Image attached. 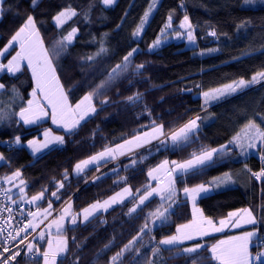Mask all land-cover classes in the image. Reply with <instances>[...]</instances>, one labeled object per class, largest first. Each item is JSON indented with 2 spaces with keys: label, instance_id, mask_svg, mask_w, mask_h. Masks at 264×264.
I'll return each mask as SVG.
<instances>
[{
  "label": "snow or ice",
  "instance_id": "1",
  "mask_svg": "<svg viewBox=\"0 0 264 264\" xmlns=\"http://www.w3.org/2000/svg\"><path fill=\"white\" fill-rule=\"evenodd\" d=\"M98 3L103 12L117 0ZM256 4L264 5V0H242V6ZM42 5L43 0H30L29 9L21 10L14 0H0V19L8 13L19 19L8 36L0 37V127L27 128L30 134V138L29 134H13L0 144L10 152L27 149L37 159L65 150L69 140H86L93 151L39 184H30L22 167H13L12 157L0 151V162L10 169L0 174V264H81L89 250V238L78 239L76 233L91 227L89 235H94L101 226L105 232L111 227L112 232L89 264H167L165 253L174 254L185 264H264V205L259 216L251 207L213 216L201 206L214 190L241 179L264 184V107L225 114L233 126L224 142L214 146L204 143V129L219 118L209 109L256 86L264 89V63L248 78L241 74L214 86L190 81L191 87L180 90L191 93L198 89L204 114L196 112L166 122L163 115L154 114L145 93L137 87L151 82L140 79L147 68L136 58L144 54L140 42L150 18L162 6L160 0H149L131 29L127 48L114 46V37L107 31L99 35L89 31L88 39L84 38L79 24L81 20L91 23L96 0H89L86 7L69 4L49 13L58 34L46 41L42 32L45 21L37 15ZM179 7V18L175 8L167 11L159 33L147 44L148 54L157 53L174 38L185 41L201 57L212 56L221 51L222 38L233 39L228 32L205 22L204 34L216 46L201 48L197 26L183 0ZM122 25L123 18L116 29L122 30ZM251 27V17L238 18L234 23L236 38L247 39ZM259 28L256 35L260 43L252 44L243 56H250L257 47L264 52V17ZM80 47L91 50L76 51ZM73 55L75 59L69 63ZM26 72L30 73V91L22 93L10 81H20ZM113 108L139 110L133 112L134 127L109 139L101 124L107 122L108 110ZM49 121L56 131L44 127ZM91 124L95 126L89 128ZM188 149L191 151L186 157L169 156ZM252 155L259 157L258 170L247 163ZM234 157L243 158L239 172L230 169L207 181L190 183L191 178L202 177L208 169ZM141 177L143 182L134 186ZM107 180L114 185L111 194L84 206L75 205V193L70 191L73 181L79 190L80 182L99 187ZM188 206L190 218L174 222L176 210ZM117 212L124 219L117 224L113 216L109 225L107 217ZM125 224L129 226L126 236L116 231ZM166 225L174 230L162 232Z\"/></svg>",
  "mask_w": 264,
  "mask_h": 264
},
{
  "label": "trees",
  "instance_id": "2",
  "mask_svg": "<svg viewBox=\"0 0 264 264\" xmlns=\"http://www.w3.org/2000/svg\"><path fill=\"white\" fill-rule=\"evenodd\" d=\"M20 5L21 10L29 9L30 0H14ZM89 0H43L42 8L37 12V15L45 21L42 32L45 35L46 41H51L57 36L58 32L53 27V22L49 17V13L58 10L59 7L65 5H72L75 7H86ZM149 0H118L116 5L111 9L101 12L98 0H96V7L91 16V23L86 24L80 21V28L84 33V38L88 39L87 33L89 31L99 35L100 32L107 31L114 37L112 41L114 46L127 48L131 44L130 32L135 23L138 22L139 17L147 7ZM184 6L192 20L193 24L197 26L196 35L198 36V44L201 48L215 47V42L211 37L204 34L206 23L209 22L214 25L217 30H223L233 37L232 40H224L222 38L220 43L221 51L212 56L201 57L195 54L192 48H186L183 43H168L161 47L155 54H148L147 44L159 33L160 27L166 18L169 9H176V18L182 16L179 4L180 0H160L162 6H158V10L154 12L150 19L149 25L146 27L143 40L140 42V48L144 50V54L136 58V62H145L147 73L145 77L140 78L149 80L150 83L139 84L138 90L145 93L146 102L149 103L158 115H163L166 122H174L180 120L182 117L187 118L192 113L200 112L201 100L197 95L198 89H194L191 93L182 92L180 89L184 87H191L192 83H201L205 86H214L219 82H224L231 77L244 75L246 78L250 77L253 70L264 63V52L260 48H256L250 56H243L242 53L246 51L252 44H259V37L256 35L259 31L260 18L264 17V5H243L242 0H183ZM128 16L125 17V13ZM251 17L253 20V27L248 30V38H236L234 30V23L238 18ZM123 18L122 30H117L116 25L121 24ZM19 19L13 13H8L3 19H0V37H6L16 27ZM132 46H135L134 44ZM88 48L80 47L76 51H87ZM198 52V49L196 50ZM239 57V59H233ZM75 59V55L69 58V63ZM30 73H25L20 81H10L15 83L21 92L24 93L30 84ZM6 99V98H5ZM264 107V89L259 86L247 93L231 98L229 101L209 109V111L216 113L218 119L216 122L204 129V134L207 139L204 140L206 144L224 142L225 137L229 134L230 125L226 116H231L233 110H247L252 111L253 108ZM139 109H130L121 111L118 108L109 109L107 113V122L102 123L103 134L112 139L114 135H119L121 132H127L135 126L133 119V112ZM105 118L102 117L101 120ZM100 121H97L99 123ZM51 127L50 123L44 127ZM94 124L89 125V128L94 127ZM55 131L56 128L52 127ZM85 129L84 132H87ZM29 134L27 128L16 129L0 127V141L10 138L13 134ZM84 133H81V137ZM81 137L74 139L80 140ZM30 138V134H29ZM0 151H3L6 156L12 157V166H20L23 169L25 177L30 184L46 183L52 175H58L63 167L75 162L78 158H83L86 154L93 151L88 147L87 141L83 140L80 143H72L69 140L65 150L60 152H53L50 155H45L42 159L34 158L27 149H18L9 151L6 147L0 144ZM191 149L176 155L169 154L172 159H179L186 157ZM243 158H232L228 163H221L216 167L207 170V174L202 177L191 178L190 183H198L201 180L207 181L211 176L218 175L222 171L232 170L239 172L242 167ZM247 163L249 167L258 170L260 167V160L252 155ZM109 165L108 167H111ZM107 169H102L106 171ZM10 171V169L0 164V174ZM130 175V174H129ZM143 178L137 183H142ZM70 190L75 193L74 201L77 207L84 206L96 198H103L111 194L114 187L111 180H107L99 187H88L83 182L79 184V190L75 187ZM264 184L257 181L246 182L241 179L239 183L231 185L227 188H221L213 192L208 198L204 199L201 206L205 208L206 213L213 216H219L234 208L251 207L255 210L257 216L261 214V206L264 205ZM76 197H79L77 200ZM183 203V201H181ZM116 217V222L119 224L123 220L122 213H113L107 218L109 225H112V217ZM184 218H190V206L180 207L176 210V215L173 221L183 222ZM129 226L125 224L124 228H116L117 233L123 232L127 235ZM174 230L169 226L161 229L162 232ZM92 231L91 227L88 229H81L76 233L78 239H83L87 236L89 238L88 251L85 258L81 260V264H89L94 258L95 251L102 246V242L111 234L112 228L104 231L101 226L97 229L96 234L89 235ZM119 238V237H118ZM111 253H109L110 255ZM167 264H185L183 259H175L174 254H164ZM71 257H69V261Z\"/></svg>",
  "mask_w": 264,
  "mask_h": 264
},
{
  "label": "rangeland",
  "instance_id": "3",
  "mask_svg": "<svg viewBox=\"0 0 264 264\" xmlns=\"http://www.w3.org/2000/svg\"><path fill=\"white\" fill-rule=\"evenodd\" d=\"M118 1V0H117ZM151 19V18H150ZM168 43H183L184 45H185V47L186 48H191V46H189L185 41H182V40H176V39H174V38H172V39H169V41L168 42H166V44H168ZM165 44V45H166ZM54 130V129H53ZM55 131V130H54ZM2 162H0V164H1ZM215 192V191H214ZM236 232H238V231H235V230H233V233H236ZM216 235V234H215ZM217 235H219V234H217Z\"/></svg>",
  "mask_w": 264,
  "mask_h": 264
},
{
  "label": "crops",
  "instance_id": "4",
  "mask_svg": "<svg viewBox=\"0 0 264 264\" xmlns=\"http://www.w3.org/2000/svg\"><path fill=\"white\" fill-rule=\"evenodd\" d=\"M49 123H50V121H49ZM50 125H51V123H50ZM51 127H54L55 128V126L54 125H51ZM216 190H218V189H216ZM216 190H214V191H216ZM235 231H240V230H235ZM215 235V234H214ZM217 235V234H216Z\"/></svg>",
  "mask_w": 264,
  "mask_h": 264
},
{
  "label": "built area",
  "instance_id": "5",
  "mask_svg": "<svg viewBox=\"0 0 264 264\" xmlns=\"http://www.w3.org/2000/svg\"><path fill=\"white\" fill-rule=\"evenodd\" d=\"M212 41H213V39H212ZM2 146H3V144H1ZM5 147V146H4ZM256 158H258L259 159V157L258 156H256V155H254Z\"/></svg>",
  "mask_w": 264,
  "mask_h": 264
},
{
  "label": "water",
  "instance_id": "6",
  "mask_svg": "<svg viewBox=\"0 0 264 264\" xmlns=\"http://www.w3.org/2000/svg\"><path fill=\"white\" fill-rule=\"evenodd\" d=\"M257 87V86H256ZM235 98V97H234ZM217 106V105H216ZM215 107V106H214Z\"/></svg>",
  "mask_w": 264,
  "mask_h": 264
}]
</instances>
